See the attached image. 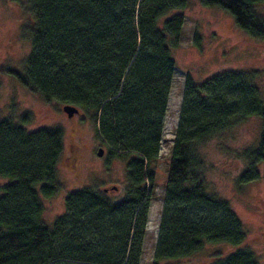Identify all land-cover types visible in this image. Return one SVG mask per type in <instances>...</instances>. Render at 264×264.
Returning a JSON list of instances; mask_svg holds the SVG:
<instances>
[{
    "label": "trees",
    "instance_id": "obj_1",
    "mask_svg": "<svg viewBox=\"0 0 264 264\" xmlns=\"http://www.w3.org/2000/svg\"><path fill=\"white\" fill-rule=\"evenodd\" d=\"M20 1V0H18ZM228 12L251 37L264 41V0H200ZM189 0H26L33 24L23 87L46 102L83 110L108 149L126 163L124 196L83 187L69 192L52 228L42 220L41 197L59 190L63 152L59 127L28 131L0 120V264H140L149 205L163 138L167 99ZM198 36L195 42L199 45ZM257 71H227L201 83L187 77L164 184L159 235L152 264L179 261L205 243L245 242L228 201L208 191L201 149L248 117L261 118L257 143L243 153L238 187L264 166V101ZM264 173V167H263ZM212 264H258L239 248Z\"/></svg>",
    "mask_w": 264,
    "mask_h": 264
},
{
    "label": "rangeland",
    "instance_id": "obj_2",
    "mask_svg": "<svg viewBox=\"0 0 264 264\" xmlns=\"http://www.w3.org/2000/svg\"><path fill=\"white\" fill-rule=\"evenodd\" d=\"M256 10L264 17V4L258 5ZM176 13L185 18L183 34L179 46L172 48L175 70L167 99L160 155L153 165L157 174L156 185L149 205L140 264H152L154 259L164 184L187 77L201 83L227 71H257L256 84L264 101V41L240 29L225 10L204 6L200 0H189L186 8L174 10L169 16ZM32 24L33 16L26 0H0V120L11 118L19 123L23 114L30 113L32 120L24 125L28 131L54 127L63 131V152L56 172L59 190L52 197H41L42 220L52 228L64 211L67 194L73 190L108 188L106 193L111 198L123 197L127 185L126 163L120 159H108V149L83 110L69 118L62 104L44 101L18 81L17 74H24V62L31 51L24 32ZM196 36L199 45L195 42ZM261 125L260 117H248L209 140L201 149L208 191L229 202L242 222L245 242L239 247L230 243L206 242L197 254L162 264H212L216 258H225L239 248L248 249L258 264H264L263 164L259 165L258 179L241 187L236 184L246 166L243 153L257 143ZM100 148L103 149L102 156H98ZM8 181L0 176V186ZM112 186L118 189L112 190Z\"/></svg>",
    "mask_w": 264,
    "mask_h": 264
},
{
    "label": "water",
    "instance_id": "obj_3",
    "mask_svg": "<svg viewBox=\"0 0 264 264\" xmlns=\"http://www.w3.org/2000/svg\"><path fill=\"white\" fill-rule=\"evenodd\" d=\"M62 109L67 114V116L69 118H72L74 115H76V114H78L80 112L79 108H77L76 106L71 105V104L64 105ZM102 155H103V149L100 148L99 151H98V156H102ZM111 189L112 190H117L118 187L117 186H112ZM108 190H109L108 188H105L104 192H107Z\"/></svg>",
    "mask_w": 264,
    "mask_h": 264
}]
</instances>
